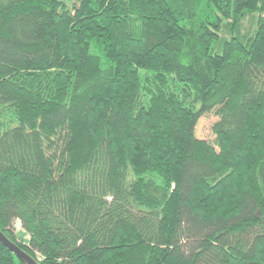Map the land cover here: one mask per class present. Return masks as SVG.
Here are the masks:
<instances>
[{"label":"trees","instance_id":"1","mask_svg":"<svg viewBox=\"0 0 264 264\" xmlns=\"http://www.w3.org/2000/svg\"><path fill=\"white\" fill-rule=\"evenodd\" d=\"M0 231L38 264H264V0H0Z\"/></svg>","mask_w":264,"mask_h":264},{"label":"rangeland","instance_id":"2","mask_svg":"<svg viewBox=\"0 0 264 264\" xmlns=\"http://www.w3.org/2000/svg\"><path fill=\"white\" fill-rule=\"evenodd\" d=\"M217 122L218 117L215 113L205 114L203 117H201L195 129L196 137L214 145L216 136L214 134L213 128ZM15 229L20 237L24 236V231L22 230L20 222L15 223Z\"/></svg>","mask_w":264,"mask_h":264},{"label":"water","instance_id":"3","mask_svg":"<svg viewBox=\"0 0 264 264\" xmlns=\"http://www.w3.org/2000/svg\"><path fill=\"white\" fill-rule=\"evenodd\" d=\"M0 243L13 253L24 264H38V262L31 256L22 251L16 244L12 243L5 235L0 231Z\"/></svg>","mask_w":264,"mask_h":264}]
</instances>
